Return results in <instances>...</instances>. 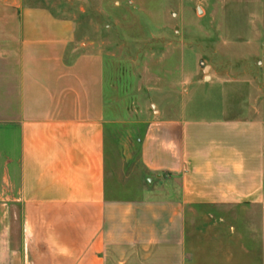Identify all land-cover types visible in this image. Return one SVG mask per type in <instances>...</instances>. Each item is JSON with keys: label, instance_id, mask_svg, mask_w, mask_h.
<instances>
[{"label": "crops", "instance_id": "obj_1", "mask_svg": "<svg viewBox=\"0 0 264 264\" xmlns=\"http://www.w3.org/2000/svg\"><path fill=\"white\" fill-rule=\"evenodd\" d=\"M106 79L73 19L0 0V264H264V120L190 118L172 88L139 140L150 187L117 197Z\"/></svg>", "mask_w": 264, "mask_h": 264}, {"label": "rangeland", "instance_id": "obj_2", "mask_svg": "<svg viewBox=\"0 0 264 264\" xmlns=\"http://www.w3.org/2000/svg\"><path fill=\"white\" fill-rule=\"evenodd\" d=\"M27 2L73 19L79 49L103 53L107 101L118 121L108 130L117 197L138 198L150 187L139 140L174 101L172 88L183 91L190 118L264 120V0ZM249 231L247 242H264L255 227Z\"/></svg>", "mask_w": 264, "mask_h": 264}, {"label": "water", "instance_id": "obj_3", "mask_svg": "<svg viewBox=\"0 0 264 264\" xmlns=\"http://www.w3.org/2000/svg\"><path fill=\"white\" fill-rule=\"evenodd\" d=\"M206 69H207V67L204 68V70H206Z\"/></svg>", "mask_w": 264, "mask_h": 264}]
</instances>
